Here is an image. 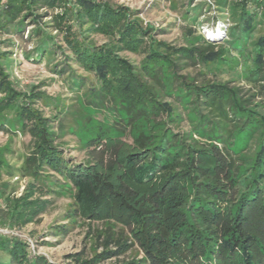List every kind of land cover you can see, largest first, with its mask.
<instances>
[{
  "label": "trees",
  "instance_id": "1",
  "mask_svg": "<svg viewBox=\"0 0 264 264\" xmlns=\"http://www.w3.org/2000/svg\"><path fill=\"white\" fill-rule=\"evenodd\" d=\"M211 3L233 7L231 43L246 34L233 80L216 72L234 48L191 26L177 45L137 10L106 0H0V131L10 139L0 147V179L28 178L20 194L18 184L0 182V228L39 221L50 195L69 194L70 217L104 224H89L94 243L68 254L71 264H264V31L251 36L264 27V0ZM26 27V59L48 57L71 96L18 86L16 35ZM67 133L83 161L66 155ZM17 134L29 136L20 165L6 156ZM134 246L140 254L121 258ZM0 264L55 263L0 231Z\"/></svg>",
  "mask_w": 264,
  "mask_h": 264
},
{
  "label": "rangeland",
  "instance_id": "2",
  "mask_svg": "<svg viewBox=\"0 0 264 264\" xmlns=\"http://www.w3.org/2000/svg\"><path fill=\"white\" fill-rule=\"evenodd\" d=\"M113 5H125L132 10H137L139 16L144 22L153 24L157 31V37L166 41L175 43L177 45L187 44L190 38L188 28H194L195 34L203 35L214 40L216 44L228 43L237 56L230 58L229 63L221 66V70L216 72V77L221 80L236 79V71L241 69L240 56L243 55L247 47H244V40L246 34L244 31H239L241 35L239 40H235V35L238 32V24L235 22L233 7L228 6L224 9L230 15L231 22L225 12L215 9L211 1L213 0H106ZM249 9L253 12L257 11L256 1L249 3ZM257 17V22H261ZM231 25V26H230ZM32 27H26L23 34H17V42L19 49L17 50L16 63L13 68L14 79L18 86L22 89L27 88L30 84H40L41 90H45L50 96L63 95L71 96L72 91L68 90V84L65 75L56 73L48 57L43 56L38 61L28 60L25 53L32 49V43L25 42L24 35ZM229 28L228 32L226 31ZM264 31L263 23H257L251 36L256 37ZM216 33V34H215ZM22 37V38H21ZM99 42L103 40L101 36H96ZM61 40V35L59 37ZM65 46V45H64ZM58 61H61L63 55L60 53ZM129 57L139 59V56L127 54ZM229 56V55H228ZM243 58V57H241ZM64 60V59H62ZM63 65V64H62ZM80 73L83 71L74 65ZM230 68V69H229ZM198 67L192 68L191 71L195 74ZM212 77L211 73L207 74ZM72 100L69 99L68 102ZM39 106L49 115V105H45L43 101L39 102ZM99 118H102L99 115ZM10 142L9 135L0 131V147H5ZM65 153L74 161L81 162L85 159L86 152L80 147L78 138L73 133H67L64 137ZM29 136L17 134L11 142V152L6 153L7 158L11 163L20 165L24 159V155L28 152ZM6 151V150H5ZM7 152V151H6ZM2 180H10L13 184H18V194L24 189L28 178L27 177H11L3 173ZM49 198V195H47ZM53 200L48 206L47 210L41 214L39 221L29 223L19 230L5 229L7 233L19 235L27 239L34 251L44 254L51 262L55 264H71V259L67 257L68 254L80 252L81 250L88 251V246L93 245V238L89 237L88 227L92 224L94 228L102 229L104 224L102 220L93 222L91 220H82L80 217L72 218L69 213L72 212V197L69 194L60 196L50 195ZM62 226H67L69 232L64 234L61 232ZM95 246V244H94ZM136 246L131 248L121 258L129 259L134 255H138ZM117 258H112L105 261L103 264H111Z\"/></svg>",
  "mask_w": 264,
  "mask_h": 264
},
{
  "label": "built area",
  "instance_id": "3",
  "mask_svg": "<svg viewBox=\"0 0 264 264\" xmlns=\"http://www.w3.org/2000/svg\"><path fill=\"white\" fill-rule=\"evenodd\" d=\"M4 230H5L4 228H0V231L5 232ZM5 233H7V232H5Z\"/></svg>",
  "mask_w": 264,
  "mask_h": 264
},
{
  "label": "bare ground",
  "instance_id": "4",
  "mask_svg": "<svg viewBox=\"0 0 264 264\" xmlns=\"http://www.w3.org/2000/svg\"><path fill=\"white\" fill-rule=\"evenodd\" d=\"M216 34V33H215Z\"/></svg>",
  "mask_w": 264,
  "mask_h": 264
}]
</instances>
